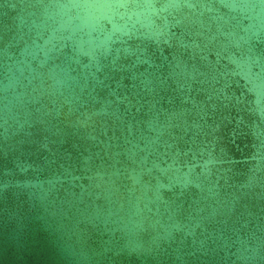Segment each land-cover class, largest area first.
I'll return each instance as SVG.
<instances>
[{"label": "water", "instance_id": "95a60500", "mask_svg": "<svg viewBox=\"0 0 264 264\" xmlns=\"http://www.w3.org/2000/svg\"><path fill=\"white\" fill-rule=\"evenodd\" d=\"M0 264H264V0H0Z\"/></svg>", "mask_w": 264, "mask_h": 264}]
</instances>
